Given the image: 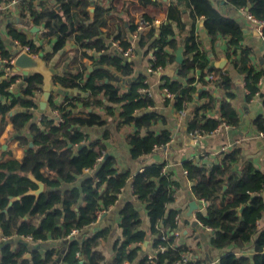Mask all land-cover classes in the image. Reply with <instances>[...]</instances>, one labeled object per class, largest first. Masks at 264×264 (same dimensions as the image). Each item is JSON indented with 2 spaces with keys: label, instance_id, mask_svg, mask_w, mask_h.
Segmentation results:
<instances>
[{
  "label": "trees",
  "instance_id": "trees-1",
  "mask_svg": "<svg viewBox=\"0 0 264 264\" xmlns=\"http://www.w3.org/2000/svg\"><path fill=\"white\" fill-rule=\"evenodd\" d=\"M185 2V0H181ZM58 3H68L71 13H66V21L72 24L75 20L87 21L75 34V41L83 51L95 48L97 51L106 49L99 38L100 27L104 25L103 18L108 11L102 5H94V16L89 20L87 8L91 2L86 0H57ZM21 16L25 10L32 23H45L48 31L45 37L53 35L50 27L51 8L40 4V10L35 9L31 0H20ZM232 8H248V11L260 20H264V0H227ZM216 20L208 18V24ZM220 26L226 28L229 42L226 45V57L234 60L235 67L245 75V87L250 95L257 91V82L262 75L250 64L251 50L240 47L241 32L232 21L222 19ZM10 36L22 45L28 46L34 53L36 48L23 32L8 27ZM151 28L146 34H140L139 47H144L146 41L154 34ZM264 37V27L262 29ZM158 40L152 51L154 59L151 67H163L174 61V56L167 49L174 48L176 41L169 25L158 28ZM115 40L126 48L129 43L124 36L118 35ZM85 54V52H83ZM3 57H7L2 52ZM47 56L44 57L46 60ZM94 67L85 75L86 68L80 62L71 73L54 75L52 80L63 87L77 86L85 96L64 97L55 106L50 100V108H58L63 112V122L56 124L50 116L31 122L36 103L33 97L42 91V77L38 74L29 75L20 87V92L14 94L10 85L20 77L18 74L2 76L0 94V133L5 128L7 119L12 124L17 139L23 146H32L28 150L37 157L28 171L36 180L45 184L38 197L29 194L37 188L36 183L22 173V161L10 159L0 162V239L9 236H30L33 241L46 239H69L62 257L63 264H101L104 255L97 249L109 234L108 228L98 229L89 237L81 234L73 236L72 231L81 233L84 228L97 222V213L104 207L114 203L118 193L126 185L128 172L116 170V160L107 155L105 146L100 140L89 142L81 129V124L69 113L79 105L82 109H102L104 114L114 117L113 104H122L117 117V127L132 126L133 133L128 144L134 157L149 154L156 147L164 146L170 140L168 130L155 134L151 126L161 116L150 110L153 101L148 94L140 93L145 88L144 77L138 76L128 84L123 93L120 92L121 76L132 73L130 62L124 61L119 52L108 51L101 54L94 62ZM188 65L183 61L182 66ZM200 75L198 82L206 87L199 92V99H204L194 109L193 117L187 123L189 132H210L218 124H237L239 116L232 106V81L227 71H222L209 65L206 59L199 60ZM109 67L115 68L112 72ZM212 75V78H209ZM187 85L176 81H166L163 87L176 96V107L182 108L184 102L192 101L196 87H191L193 78ZM209 85L220 92L219 102L212 96ZM217 109L215 116L208 113ZM258 130L264 131V117L254 121ZM80 127V129H79ZM26 130V134H21ZM145 134L142 135V131ZM215 164L204 165L199 162L185 161L183 169L187 178L193 183L192 191L197 199L205 202V213L198 212L196 219L213 231L211 245L214 248H232V251L220 257L218 264H264V225L257 226L264 211V199L261 195L264 188V172L254 170L249 163L240 168V148L234 146L230 151L220 154ZM102 157L100 161L97 159ZM96 162L98 166L94 169ZM161 163L145 166L143 170L132 177V191L137 199L145 204L149 222V234L153 236L151 250L161 245L167 248L163 253H157L153 259L145 255L139 264H174L180 256L188 252L182 245L172 244L174 241V213H166V204L173 199V187L177 182L170 172H164ZM90 169L88 175L77 182L84 169ZM11 205L8 203L11 198ZM140 217L133 205L127 203L120 213L119 227L121 238L114 242V255L110 264H125L132 262L139 246L136 245L146 238V232L140 229ZM162 237H165L163 240ZM253 245V254H241L248 244ZM132 246V247H131ZM28 254L29 258L24 256ZM55 249H49L44 254L30 250L23 242L15 245L5 244L1 250L0 264H51L56 257ZM78 254V256H77ZM195 264H199L194 260ZM197 262V263H196ZM190 263V262H189ZM190 264H194L193 262Z\"/></svg>",
  "mask_w": 264,
  "mask_h": 264
},
{
  "label": "crops",
  "instance_id": "crops-1",
  "mask_svg": "<svg viewBox=\"0 0 264 264\" xmlns=\"http://www.w3.org/2000/svg\"><path fill=\"white\" fill-rule=\"evenodd\" d=\"M19 1L0 0V6H3V10L0 11V80L2 76L20 75L10 85L11 92L14 94L20 92L22 75L20 72L14 71L7 75L4 71L6 65L2 60L13 59L11 51L14 48L20 50L19 45H26H22L10 36L9 26L23 32L26 38L32 41L36 51L32 53L28 49L31 55L40 56L43 60L47 56L44 60L45 65L55 69L57 71L55 75L73 72L79 62L85 66V75H88L95 66V60L101 54L108 51L121 53L123 60L130 62L132 73L120 77V92L126 91L128 84L138 76H143L145 88H147L153 101L150 110L162 117L161 120L151 126V130L155 134H159L164 129L170 132V140L166 145L154 148L149 154L134 157L127 142L134 128L132 126L117 127V117L122 104L112 105L116 108L114 117L104 114L102 109L92 111L90 108L82 109L80 105L69 113L70 117L81 124V129L89 142L100 140L104 144L106 154L113 156L116 160V170L129 173L127 183L118 193L114 203L98 211L97 222L84 228L78 234H81L82 237H89L98 229L108 228V237L99 244L97 249L104 255V262L101 264H110L114 255V242L121 238L120 213L124 206L130 203L140 217V229L144 230L147 235L143 241L136 244L139 246L136 258L125 264H139L145 255L152 252L153 236L149 234L145 204L140 202L133 193L131 181L132 177L143 170L145 166L161 163L164 165L162 170L170 172L173 180L177 182V186L173 187V199L166 204V213H174V234L176 233V236L172 244L187 248L188 252L192 254L190 263L195 264L194 260H196L199 264H218L220 257L232 251V248H214L211 245L213 231L196 219L198 212L205 213L206 204L194 196L193 183L187 178L183 163L192 161L204 165L215 164L219 160L220 154L228 152L236 146L240 148L238 168L249 163L254 170L264 172V131L258 130L254 124L256 118L264 117V37L258 34L255 30V23L249 20L248 15L251 13L248 8H232L226 3L227 0H185V2L181 0H86L91 2L87 8L89 20L93 19L95 4L102 5L108 10L103 18L105 24L100 27L99 36L106 49L97 51L93 47L83 51L75 41V34L87 21L77 22L78 20H75L71 25L68 24L65 14L71 13L73 8L67 2L31 0L37 10H40L42 3L52 9L50 27L53 29V35L45 37L43 33L48 31L45 23H32V19L26 10L25 16L22 17ZM208 18L216 20V23L208 24ZM222 19L232 21L239 27L241 32L239 46L251 50L250 64L256 71L262 72L256 85L257 91L252 95L245 87L244 73H240L233 63L238 55L234 57V60L226 57L225 52L229 36L226 33L227 29L219 24ZM144 22L148 25H144L143 29L138 32L137 27L145 24ZM161 25L171 27L176 46L168 48L167 51L174 56V61L163 67H151L152 70H150L151 61L154 58L152 46L158 40V28ZM151 28H155L153 36L146 41L144 47L140 48V34H146ZM118 35L124 36L129 43L126 48H131L126 57L118 49V47L123 48L115 40ZM2 52L6 53L7 57L1 56ZM177 57L180 58V62L176 61ZM202 59H206L209 65L214 68L229 73L233 94L231 103L239 116V121L232 125L222 122L210 132H189L187 123L193 117L195 107L204 100L199 99V92L206 87H203L197 80L201 73L198 64L199 60ZM183 61H188V65L181 67ZM222 61L224 63L220 67L218 64ZM109 69L116 72L113 67H109ZM212 77L209 75V78ZM191 78H193V82L190 86L196 87L197 91L193 94L192 101L184 102L182 108L178 109L175 104L176 96L172 93L173 98H167L162 85L166 81H176L182 85H187V81ZM209 87L213 88L211 94L219 102L221 92L213 85H209ZM50 88L57 89L48 101L50 103L52 100L55 106H58L64 97L81 98L85 96L77 86L63 87L53 80L50 83ZM41 93L42 91L33 97L37 107L31 109L33 111L31 122L51 115V110L54 109L50 108L49 103H47L46 110L44 112L39 111L38 104ZM0 101H4L1 94ZM216 113L217 109H213L208 115L215 116ZM40 115L41 118H39ZM145 133L143 130L142 135ZM194 133H200L201 136L196 138ZM21 134H26V130L22 131ZM17 137L18 133L13 131L12 124L7 119L5 128L0 133V162L10 159L22 161L23 175L32 180L35 177L28 171V168L35 161L37 155L28 150L32 146L30 145L31 142L28 147L23 146ZM28 138L30 140V137ZM97 162L94 169L98 166ZM90 172V169H84L83 174L78 176L77 182ZM261 195L264 199V188ZM14 199L11 198L9 203ZM263 225L264 211L260 221H257V226ZM68 241L67 238L33 241L30 236L2 237L0 239V259L1 250L5 244L15 245L18 242H23L30 250H35L41 254L49 249H55L57 254L51 264H63L62 257ZM145 241L147 244L143 246ZM241 254L252 255L253 245L248 244V248ZM24 257L29 258V255L26 254Z\"/></svg>",
  "mask_w": 264,
  "mask_h": 264
},
{
  "label": "water",
  "instance_id": "water-1",
  "mask_svg": "<svg viewBox=\"0 0 264 264\" xmlns=\"http://www.w3.org/2000/svg\"><path fill=\"white\" fill-rule=\"evenodd\" d=\"M11 56L13 58L11 66L14 72H20L22 75V84L24 83L25 79L31 74H38L42 77V93L40 96V101L38 104V108L40 112H44L47 107V103L52 95V93L56 92V88H50V83L52 81L53 75L57 73V71L53 68H48L45 65L44 60L40 56H33L29 53V51H20L17 48L11 51ZM177 62H180V58H176ZM224 61L220 62L218 65L221 67ZM197 97V96H196ZM32 145V143H30ZM37 188L34 190H30L28 193L38 197L40 193L44 190V183L41 181L36 180L35 178L32 179ZM18 199L16 197L14 200ZM12 202L8 204L11 205ZM147 241L144 242L143 246H146Z\"/></svg>",
  "mask_w": 264,
  "mask_h": 264
},
{
  "label": "built area",
  "instance_id": "built-area-1",
  "mask_svg": "<svg viewBox=\"0 0 264 264\" xmlns=\"http://www.w3.org/2000/svg\"><path fill=\"white\" fill-rule=\"evenodd\" d=\"M1 10H3V6H0V11H1ZM248 18H249V20H251V21H253V22L255 23V30L258 32L259 35L262 36V29H263V27H264V20H257V19H256L254 16H252L251 14L248 15ZM144 23H145V24H141V25H139V26L137 27L138 32L141 31V30L143 29L144 25H148V23H146V22H144ZM19 48H20V51H22V50H24V51H28V47H27V46H21V45H19ZM118 49H119L120 51H122V53H123V55H124L125 57H126L127 55H129V53H130V51H131V48H125V49H123V48H121V47H118ZM153 59H154V58H153ZM153 59H152V60H153ZM12 60H13V59H5V60H2V61L5 63V65H6L4 71L6 72L7 75H9V74H11V73L13 72L12 67H11ZM150 70H152V69H151V64H150ZM139 90H140V93H144V94L146 93V94L149 95L147 88H141V89H139ZM163 92H164V94H165V96H166L167 98H173V94L170 93L166 88H164ZM50 114H51V115H49L50 118L54 119L55 122H56L57 124L63 122V120H64V116H63V114H62V111H60L58 108H54V109H52ZM39 118H41V115L39 116ZM224 125H225V124H224ZM194 136H195L196 138H199V137L201 136V134H200V133H194ZM101 159H102V157H99V158L97 159V161H100ZM184 172L186 173V171H184ZM77 234H78V231H77V230H73V231H72V235H77ZM174 235L176 236V233H175ZM162 239L164 240L165 237H162ZM166 248H167V247H166L165 245H161V244H160V245L157 247V249L153 250L151 253H149V254L147 255L148 259L151 260V259L155 258L157 253H163V252L166 250ZM191 255H192V254H191L190 252L183 253V254L180 256V258H179L174 264H190L189 262H190V257H191ZM77 256H78V254H77Z\"/></svg>",
  "mask_w": 264,
  "mask_h": 264
},
{
  "label": "rangeland",
  "instance_id": "rangeland-1",
  "mask_svg": "<svg viewBox=\"0 0 264 264\" xmlns=\"http://www.w3.org/2000/svg\"><path fill=\"white\" fill-rule=\"evenodd\" d=\"M29 158H31V157H29Z\"/></svg>",
  "mask_w": 264,
  "mask_h": 264
}]
</instances>
